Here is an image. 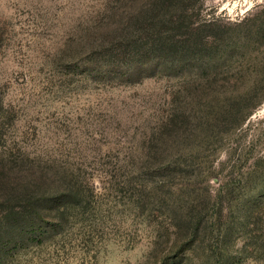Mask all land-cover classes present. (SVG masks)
Instances as JSON below:
<instances>
[{
	"label": "rangeland",
	"instance_id": "obj_1",
	"mask_svg": "<svg viewBox=\"0 0 264 264\" xmlns=\"http://www.w3.org/2000/svg\"><path fill=\"white\" fill-rule=\"evenodd\" d=\"M37 172L85 201L0 264H264V0H0V198Z\"/></svg>",
	"mask_w": 264,
	"mask_h": 264
},
{
	"label": "trees",
	"instance_id": "obj_2",
	"mask_svg": "<svg viewBox=\"0 0 264 264\" xmlns=\"http://www.w3.org/2000/svg\"><path fill=\"white\" fill-rule=\"evenodd\" d=\"M37 173L42 180L36 178V180H32L31 183H19L15 182L16 178H14L3 182V196L0 198V239L6 235L5 232H8L6 230H14L17 232L16 234L19 232L21 235H29L37 231L40 232L44 225L55 227L57 223H54V221L60 217L62 219V216L67 213V203H65V200L68 198L71 199L70 196H72L73 201H77L79 204L85 201L79 185L76 182H68V179H64L61 185L57 183V185L54 186V188L58 190V194L55 198L49 197V190L52 188V185L48 183L49 186L46 190L47 184L45 182L43 183V178L46 173ZM9 176L12 177L11 175ZM67 190L70 191L69 193H71V195H68ZM48 201L49 203H47ZM53 213L57 215H54L53 219H51ZM57 222L59 223L58 225L61 224V221L58 220ZM2 225L6 227L4 233L3 229H1ZM2 234L5 235L3 236ZM12 242L14 245L8 249L7 246ZM18 242L16 238L12 240L10 237L0 240L1 258L2 256H7L8 253L14 252L19 246Z\"/></svg>",
	"mask_w": 264,
	"mask_h": 264
},
{
	"label": "snow or ice",
	"instance_id": "obj_3",
	"mask_svg": "<svg viewBox=\"0 0 264 264\" xmlns=\"http://www.w3.org/2000/svg\"><path fill=\"white\" fill-rule=\"evenodd\" d=\"M228 7V5L227 4H225V8H227Z\"/></svg>",
	"mask_w": 264,
	"mask_h": 264
}]
</instances>
